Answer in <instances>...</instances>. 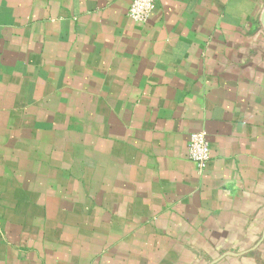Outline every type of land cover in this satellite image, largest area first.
Masks as SVG:
<instances>
[{
  "label": "crops",
  "instance_id": "0c3cea01",
  "mask_svg": "<svg viewBox=\"0 0 264 264\" xmlns=\"http://www.w3.org/2000/svg\"><path fill=\"white\" fill-rule=\"evenodd\" d=\"M132 1L0 0V264H264V0Z\"/></svg>",
  "mask_w": 264,
  "mask_h": 264
},
{
  "label": "built area",
  "instance_id": "2783aa9c",
  "mask_svg": "<svg viewBox=\"0 0 264 264\" xmlns=\"http://www.w3.org/2000/svg\"><path fill=\"white\" fill-rule=\"evenodd\" d=\"M159 0H133L128 14L134 20L145 23L147 22ZM189 156L204 171L211 159V149L206 131L193 133L189 142Z\"/></svg>",
  "mask_w": 264,
  "mask_h": 264
},
{
  "label": "water",
  "instance_id": "95a60500",
  "mask_svg": "<svg viewBox=\"0 0 264 264\" xmlns=\"http://www.w3.org/2000/svg\"><path fill=\"white\" fill-rule=\"evenodd\" d=\"M261 21H262V23H263V25H264V10H263V12H262V14H261Z\"/></svg>",
  "mask_w": 264,
  "mask_h": 264
}]
</instances>
